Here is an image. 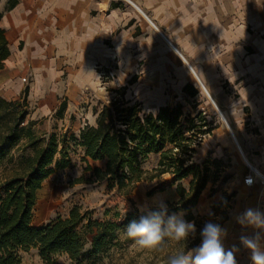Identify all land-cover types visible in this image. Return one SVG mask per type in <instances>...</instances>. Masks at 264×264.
Wrapping results in <instances>:
<instances>
[{"label":"crops","instance_id":"obj_1","mask_svg":"<svg viewBox=\"0 0 264 264\" xmlns=\"http://www.w3.org/2000/svg\"><path fill=\"white\" fill-rule=\"evenodd\" d=\"M9 2L14 6L7 10ZM0 16L9 51L0 70V97L15 101L26 90V102L43 118L37 130L56 125L78 134L86 124L94 125L92 110L71 123L66 116L79 111L88 96L96 104L107 103L111 94L100 80L101 75H111L112 63L117 64L119 76L128 78L125 65L169 57L164 41L183 63L174 67L182 94L191 98L183 92L189 85L199 95L191 83L194 78L223 121L213 127L209 140L198 150L213 160L229 159L235 176L233 196L226 209L227 220L218 223L228 231L224 246H240V235L250 230L236 223L235 216L249 207L264 211V183L255 180L249 187L243 183L246 167L264 177V0H0ZM245 48L250 55H244ZM214 50L213 72L209 56ZM206 76L222 80L231 95L211 88L204 81ZM136 82L137 76H130L120 88H125L126 100L139 103L141 109L140 100L154 101L158 104L154 113L168 106L161 87L150 91V97L146 93L132 97L130 88ZM63 103L62 116L53 119ZM217 104L226 108V119ZM244 111L246 119L241 118ZM151 157L156 158L154 169L159 156ZM175 189L171 186L151 196L149 206L161 198L167 204L177 203ZM205 194L206 188L195 207L199 214L217 203ZM31 226L45 225L36 227L31 221ZM237 258L239 264H249L246 250Z\"/></svg>","mask_w":264,"mask_h":264},{"label":"trees","instance_id":"obj_2","mask_svg":"<svg viewBox=\"0 0 264 264\" xmlns=\"http://www.w3.org/2000/svg\"><path fill=\"white\" fill-rule=\"evenodd\" d=\"M13 6L9 2L7 10ZM8 55L4 32L0 29V70ZM107 92L116 97L110 98L100 109L93 108L94 125L86 124L78 135L62 133L57 136L53 133L45 146L39 145V139L29 137L26 148L32 149V155L22 158L12 175L0 184V264H18L17 250L31 248L38 250L43 264H55L54 256H65L70 264H80L85 256L97 257L105 253L116 234L125 229L129 221L139 217L126 213L121 219V215L115 213V220L100 222L73 208L66 219L40 228L31 226L36 192L55 169L63 170L69 165L65 149L68 143L82 149L87 164L88 161L105 162L104 169L88 165L87 170L93 173L97 182L105 183L109 191L115 190L119 195L129 197L140 182L151 184L147 197L176 186L179 200L168 204L170 213H184V219L195 222L197 231L203 227L204 218L194 215L193 211L207 184L214 186L220 161H212L215 166L212 176L207 160L201 165L190 164V161L195 153V141L210 135L212 124L200 113L196 115V123L180 105L161 107L156 113L146 114L139 103L125 99V88ZM183 92L191 98L197 96L189 85ZM26 95L25 90L24 100ZM19 106V102H6L0 97V158L18 143L22 132ZM64 106L61 104L59 110ZM152 154L158 155L159 159L157 166L148 171L143 165ZM56 155H60L58 160ZM164 175H169L171 181L162 179ZM211 192L215 190L211 189ZM232 196L216 207L223 210L219 223L227 220L226 209ZM83 222L86 224L79 229ZM87 234L92 238L89 250L84 251ZM130 241L125 238V242ZM199 243L200 238L196 237L189 247ZM116 244L120 245L119 242Z\"/></svg>","mask_w":264,"mask_h":264},{"label":"rangeland","instance_id":"obj_3","mask_svg":"<svg viewBox=\"0 0 264 264\" xmlns=\"http://www.w3.org/2000/svg\"><path fill=\"white\" fill-rule=\"evenodd\" d=\"M259 36L260 35H256L257 38H260ZM163 43L168 49L169 57H155L149 62L145 61L138 63L137 65H125V76H128L129 79L130 76H137L136 84L130 88L132 97L136 98L137 95L141 93H146V95L150 97V91H156L157 87H161L164 92V103L166 105L170 107L180 105L183 108V112L186 115H189L190 119L195 120L196 123H198L196 115L197 113H200L202 117L206 119L207 123L212 124V127L219 124L223 125L221 117L212 103L208 100L203 89L199 86L198 81H195L194 78L191 77L192 85L199 91V95L196 98L191 99L182 94L181 89L177 86L178 80L174 67L178 63H181L182 65L183 63L164 41ZM244 51V55L251 54L246 48ZM215 53L216 51L214 50L211 54L212 56H209V58L212 59L210 67L213 69V72L215 58L212 57L216 56ZM109 70L111 75H101L100 82L104 90L116 91L127 84L129 79L123 78L121 75L119 76V73L116 72V63H112L109 66ZM151 71H154L153 75H150V73H152ZM160 75H162L163 79L160 78ZM205 79L206 80L204 81L207 84H210L211 88L216 86L221 94H230L231 88L227 84L223 85L222 80H216V77L215 79L210 80L207 76ZM206 88L209 90L208 87ZM113 97L116 96L110 95V98ZM152 99L158 98L152 96ZM140 101L144 113H154V109L158 104L151 100ZM10 102L20 103L19 111L22 113V132L19 135L17 145L11 148L3 158H0V184L12 175V172L18 167L22 158L32 155V149L26 148L30 136L39 139L40 146H45L49 136L53 133L57 136H60L62 133H66L67 135L74 134L69 127L65 126L67 128L64 129L57 125L58 127L55 128V124V126L50 125L51 128L49 130L46 128L37 130L35 126L39 121L43 120V118H39L35 115L34 106L31 104L29 105L26 102V99L24 100L22 96L18 100ZM63 104L65 105V103ZM100 106V104H96V102L88 96L86 97V104L83 103L79 111L68 114V116H66V121H68V123L75 122L87 113V111L91 112L93 108L100 109ZM217 106L226 119V114L224 113L226 108L222 107L220 104H217ZM65 107L66 106H64V109L57 111L53 116V119H55V117H61V113L65 111ZM246 116L247 112L244 111L241 118L246 119ZM42 124L43 123H41L40 126ZM227 133L231 136L230 131L227 130ZM210 135L202 137L201 141H199V139L195 141L193 146L195 153L191 157L190 164L201 165L207 160V165L210 171L209 175L212 176L213 171H215V166L212 164L213 159L209 154L202 156L198 150L201 148V144L205 139L209 140ZM211 138H213V135ZM65 149L69 165L63 170L55 169L53 174L46 182H44L42 188L37 193L36 206L33 209L32 215L33 226L38 227L59 219H66L73 208H78L81 215H87V217L93 221L107 222L115 220L113 216L115 213H119L121 219H123L126 213H133L140 216L142 214L141 206L155 207L149 206L152 203V199L146 196L151 184L144 183L136 186L135 190L129 197L119 195L115 190L109 191L105 183L97 182L93 173L87 170L89 164L84 162L83 151L81 148L73 143H68L65 146ZM59 158L60 155H56L55 159L58 160ZM155 160V157L148 158L144 163L143 168L150 171ZM101 165L102 164L90 163V167L92 168L102 167V169H104V166ZM216 170L218 172L216 176L217 180L215 181L214 186H212L211 183L207 184L205 195L208 198L212 197L215 201L217 200V203H214L209 207V211L206 213L199 214L195 209L193 211L194 215L204 218V223L209 220L216 223L220 221L223 210L220 209V207H216L222 206L223 202H225L232 194L234 187L233 183H235V176L232 175V166L229 164V159L227 157L219 162ZM247 173L253 174V169L251 170L246 167L245 174ZM257 173L261 175L258 171ZM257 176L258 175L255 176V180L261 182L258 178L259 176ZM162 179L168 182L171 181L169 175H164ZM181 184L182 186L187 187L185 182H181ZM211 189H214L215 192H211ZM85 224L86 223L83 222L79 226V229ZM197 232L196 237H199V230ZM124 233L125 229L116 234L115 240L107 247L105 253L97 257L85 256L80 260V264H166L167 254L174 252L178 247L182 246L178 245L176 241H168L165 244L163 251L140 249L134 246L133 241L128 243L125 242L126 236ZM91 238V234L86 235L84 251L89 250ZM191 241L189 243H191ZM116 242H119L120 245H117ZM16 257L18 258V264H43L39 257V252L35 248H31L27 251L17 250ZM53 261L55 264H70L65 256H54Z\"/></svg>","mask_w":264,"mask_h":264},{"label":"clouds","instance_id":"obj_4","mask_svg":"<svg viewBox=\"0 0 264 264\" xmlns=\"http://www.w3.org/2000/svg\"><path fill=\"white\" fill-rule=\"evenodd\" d=\"M141 215L128 222L125 236L140 249L163 251L168 241L178 247L166 256V264H239L237 254L248 253L249 264H264V211L246 208L235 216L236 223L250 232L239 237V247L224 246L228 231L221 224L206 221L199 230L200 243L189 247L197 236L194 221L184 219L183 213L169 212L168 204L161 198L154 208L141 206Z\"/></svg>","mask_w":264,"mask_h":264},{"label":"built area","instance_id":"obj_5","mask_svg":"<svg viewBox=\"0 0 264 264\" xmlns=\"http://www.w3.org/2000/svg\"><path fill=\"white\" fill-rule=\"evenodd\" d=\"M253 174L247 173V174L244 175V177H243L244 185H246L248 187L253 185V183L255 181V176H256L255 174H254L255 176ZM258 178L261 180L262 183H264V178H261V177H258Z\"/></svg>","mask_w":264,"mask_h":264},{"label":"bare ground","instance_id":"obj_6","mask_svg":"<svg viewBox=\"0 0 264 264\" xmlns=\"http://www.w3.org/2000/svg\"><path fill=\"white\" fill-rule=\"evenodd\" d=\"M253 172H254L256 175H258L259 177L263 178L261 175H259V174L257 173V171H256L255 169H253Z\"/></svg>","mask_w":264,"mask_h":264}]
</instances>
